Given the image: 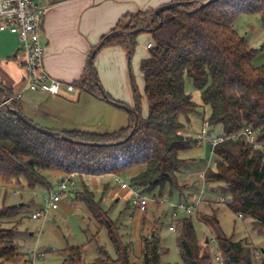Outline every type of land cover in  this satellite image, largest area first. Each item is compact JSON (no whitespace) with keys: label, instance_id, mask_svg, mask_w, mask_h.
Instances as JSON below:
<instances>
[{"label":"trees","instance_id":"obj_1","mask_svg":"<svg viewBox=\"0 0 264 264\" xmlns=\"http://www.w3.org/2000/svg\"><path fill=\"white\" fill-rule=\"evenodd\" d=\"M189 1L192 2L186 6L166 10L160 15L154 14L151 8L127 12L98 43L97 53L105 47L120 45L127 49L131 60L139 34L147 32L151 35L150 55L140 64L148 104L145 116L142 114V96L133 76V107L116 99L103 87L94 63H88L86 73L73 82L101 100L133 108L140 115L133 135L125 142L117 143L134 127L135 115L129 110V122L125 127L111 132L61 130L67 137L63 139L43 134L18 119L7 105L2 104L4 93L0 92V180L20 183L25 179L33 187L48 183L44 170L80 177L120 176L131 168L142 167L144 169L131 178V183L142 194L168 200L178 191L179 201H189L192 191L182 195L186 185L181 183L184 178L180 176L188 161L180 156V152L198 142L195 137L183 133V116L189 120V115L199 106L207 105L211 112L205 120L211 124V134L217 127H220L218 134L224 135L246 127L259 128V139L264 142V64H254L264 45L261 48L252 46L235 27L242 14L264 16V0H217L200 9L197 8L199 2L206 0ZM138 28L143 30L132 33ZM186 76L201 91L202 104L194 101L186 91ZM0 85L11 98L10 106L23 113L19 98L1 82ZM213 154L214 165L205 170V181L216 183L228 194L224 201L217 202H224L239 216L250 219L252 227L264 238V150L254 148L244 139H228L219 143ZM195 181L198 182L194 177ZM108 187L106 184L104 191ZM76 197L87 206L100 226L107 228L117 257L110 258L101 247L105 258L87 263L81 247L75 246L68 249L73 262L136 264L131 259L132 241L123 239L119 223L110 218L101 201L96 199L95 191L83 183ZM200 205L194 210L199 219ZM218 210H212L214 216L205 218L207 221L200 220L214 231L220 260L224 264H254L256 251L249 243L234 240L223 231ZM191 214L184 213L176 219L180 226L181 258L185 264H214L211 240L197 236ZM21 216L18 203L0 207V264L18 261L20 264L25 257L19 250L17 239L21 231L18 224L10 225ZM153 223L152 233L141 235L143 264H163L162 257L168 250L158 233L160 223L158 226L155 221ZM259 255V264H264V249L259 250Z\"/></svg>","mask_w":264,"mask_h":264},{"label":"rangeland","instance_id":"obj_2","mask_svg":"<svg viewBox=\"0 0 264 264\" xmlns=\"http://www.w3.org/2000/svg\"><path fill=\"white\" fill-rule=\"evenodd\" d=\"M235 27L252 46L257 47L259 42L262 45L259 44L260 47L258 48L264 45V16L261 14H242L238 17ZM148 38L149 34L147 32L139 34L136 46L137 51L139 49L142 53V48ZM131 61L132 76L142 96V114L145 116L148 113V104L144 91V77L141 74L139 63L132 60V58ZM256 62L264 64V50L256 57ZM185 88L192 95L194 101L202 104L201 91L194 86L192 79L188 76L185 78ZM210 112V106L202 104L195 112L189 115V120L183 116V133L188 137L194 138L201 131L203 122L209 117ZM219 131L220 127H217L212 134H218ZM180 156L188 161V164L180 172L181 178H184L181 183L186 185L182 192V195L185 196L186 193L189 194L194 189L196 191L197 186L201 187L203 185V180L198 175L201 172H205L208 168L207 166L213 167L215 155L212 148L203 143L180 152ZM131 169L120 175L122 180L131 182L133 177L130 174ZM187 174L191 178H187ZM43 175L46 176L50 185L48 183H38L31 187L25 179H22L20 183L0 180V207L18 203L22 211L21 219L18 221L14 219L10 223L12 226L18 224V228L21 231L17 240L19 250L24 253L25 257L20 264H25L23 261L26 259H29L26 264H76L72 260L71 253L68 252L69 248L75 246L81 247L82 256L87 263L99 257L105 258L106 254L101 251V247L106 249V253L110 258L115 259L117 257L115 245L110 239L107 228L100 226L87 206L76 197V192L82 190L83 183L95 191L96 199L101 201L102 207L108 212L110 218L119 223L123 239L132 241L131 259L136 264H143L141 235L148 236L152 233L154 221L157 226L160 223L159 229L157 228L159 230L158 233L163 246L168 249L167 253L162 257V263L185 264L181 258L178 246L180 226L177 220L171 217V203H176L180 200L178 191L168 197L167 202L152 204L147 211L142 213L140 236H136L134 226L135 221L139 218V211L132 204V194L129 190H125V194L122 192L123 190H119L115 196H111L112 190L119 185L114 175L83 177L72 175L75 184L66 190L60 201L59 208L49 211L46 217L42 216L34 219L32 217L33 212L45 209V196L50 190L57 189L65 176V174L56 170H44ZM194 177H196L197 183L196 181L194 182ZM192 182L195 184H192ZM106 184L109 187L107 191H104ZM204 188L205 200L200 205V219L207 221L205 218L214 216L212 210L215 212V210L219 209L217 217L223 231L228 236L232 235L234 240H243L245 243H249L256 253L258 250L264 249V238L252 227L251 220L240 217L224 202H217L221 201V197H227L228 194L220 190L216 183L205 181ZM118 197L119 201H116ZM149 197L151 198V196ZM183 216L184 213L180 212L179 218ZM191 217L197 236L200 239L211 240L214 264H224L223 260L216 259L219 251L214 231L206 222L199 219L197 212H193ZM172 224L176 226V231L169 229ZM30 249L36 250L41 255L33 259L32 254H28ZM259 257V254H255L254 264H259ZM16 264H19V261Z\"/></svg>","mask_w":264,"mask_h":264},{"label":"crops","instance_id":"obj_3","mask_svg":"<svg viewBox=\"0 0 264 264\" xmlns=\"http://www.w3.org/2000/svg\"><path fill=\"white\" fill-rule=\"evenodd\" d=\"M172 1L176 0H49L50 9L40 37L46 51V70L62 82L61 91L54 94L26 88L20 39L9 30H0V82L13 95L20 94L18 98L24 115L43 127L58 131L78 129L95 132H111L125 127L129 122L125 108L101 100L73 82L86 73L93 48L116 26L122 15L139 9H155ZM149 43H152L150 34L142 53L139 49L137 51V47L133 53L132 60L139 63V67L141 61L150 55ZM259 44L257 47L262 45ZM131 62L127 49L120 45L101 49L93 59L103 87L113 97L133 107ZM254 64L262 65L256 62V58ZM68 84H74L76 90H69ZM143 169L135 167L130 174L134 176ZM119 190L118 187L113 189L111 196ZM122 192L125 194V190ZM141 216L139 211L134 226L136 236H140Z\"/></svg>","mask_w":264,"mask_h":264},{"label":"built area","instance_id":"obj_4","mask_svg":"<svg viewBox=\"0 0 264 264\" xmlns=\"http://www.w3.org/2000/svg\"><path fill=\"white\" fill-rule=\"evenodd\" d=\"M50 9L49 0H0V30H9L18 35L20 39V48L24 54L23 65L26 70V88L33 91L50 92L57 94L62 89V82L52 77L45 67V48L42 44L40 33L44 23L45 16ZM151 43L148 47H151ZM69 90H76L74 84H68ZM20 96V94L18 95ZM17 96V97H18ZM211 124L205 120L201 131L195 136L198 144L206 143L212 150L221 142L228 139H244L254 148H262L264 150V142L259 139L261 130L246 127L242 131L231 135L211 134ZM205 172H201L198 176L203 180V185L196 191L192 192L189 201H179L171 203L172 217L177 219L180 212L191 214L197 206L203 203L205 199ZM118 182L120 190H129L132 194L133 206L144 213L147 209L157 202H167V199H156L142 194L140 189L131 182L122 180L119 175H114ZM75 184L72 175H65L59 183L57 189L50 190L45 196V209L33 212L34 219L47 216L48 212L59 208L60 201L64 193L70 186ZM224 201L225 198L221 197ZM241 217V215H240ZM171 231H176L175 225H170ZM33 259L40 256L36 250L30 249ZM259 254V250L257 251ZM216 259L220 260V256L216 255Z\"/></svg>","mask_w":264,"mask_h":264},{"label":"water","instance_id":"obj_5","mask_svg":"<svg viewBox=\"0 0 264 264\" xmlns=\"http://www.w3.org/2000/svg\"><path fill=\"white\" fill-rule=\"evenodd\" d=\"M215 1H217V0H206V1H203V2H199V6L197 8L200 9V8L206 7V6L212 4ZM191 2L192 1H189V0H176V1L169 2V3H165V4L160 5L157 8H155L154 9V14L160 15L166 10H170V9L177 8V7H180V6H186L187 4H189ZM142 30L143 29L138 28V29L133 30L132 33L140 32ZM99 47H100V45H98V47L95 48L91 52V55H90L89 61H88L89 65H92L93 59L96 56ZM0 92L4 93V99H3V103L2 104L7 105L18 119H20L21 121H23L24 123H26L27 125L32 127L33 129H35V130H37V131H39V132H41L43 134H47L49 136L56 137V138L67 139V137L62 135V133L60 131L43 127V126L35 123L31 119H29L26 115H24V113L12 108L10 106V104H9L11 98L6 95L5 88L2 85H0ZM110 103L116 104L114 102H110ZM123 108H125L127 111L129 110V111L134 113V115H135V124H134V127H133L132 131L129 133V135L125 139H123V140H121V141H119L117 143L125 142L126 140H128L133 135V133H134V131L136 129V126L138 124L139 117H140V115L133 108H127L126 106H124ZM207 241H208V239H207Z\"/></svg>","mask_w":264,"mask_h":264}]
</instances>
